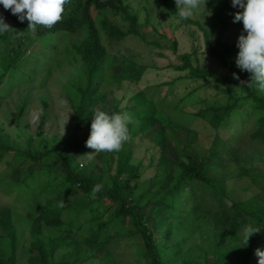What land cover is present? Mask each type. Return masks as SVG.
<instances>
[{"label":"trees","instance_id":"1","mask_svg":"<svg viewBox=\"0 0 264 264\" xmlns=\"http://www.w3.org/2000/svg\"><path fill=\"white\" fill-rule=\"evenodd\" d=\"M154 1L177 17L175 0ZM219 5L214 1L209 2L211 13L207 27L201 26L197 21L194 24L203 33L205 56L208 61L216 64L220 73L216 74L212 70L202 68L195 49L191 53L180 55L178 59L180 64L173 69L184 72L188 80L195 84L197 82L201 84L178 100L181 103L188 97H193L194 93L199 97L197 91L200 88L205 89L211 85L224 87L229 94L226 104L207 107L196 116V119H203L205 115L212 117L214 124L208 125L218 140L221 131L231 124L232 119L244 115L245 119H252L249 137L264 145V92L259 91L254 82H250V73L242 72L236 66L238 48L225 36L234 25L233 18L229 14L226 2ZM63 9L60 20L51 27L38 25L31 30L26 19L21 22L10 10H5L0 5V14L5 21H12L14 28L10 31L13 45L5 54V61L0 59V88L11 79L20 80L25 76L27 81L32 80L34 70L40 69L35 65L36 58L43 57L41 59L48 64L43 66L48 67V72L55 52L59 51L52 41L61 37L65 39L71 37L72 43L66 46L63 57L68 64L75 61L77 65L75 75L66 85L70 97L75 98V103L71 104V107L74 110V117L77 118L86 108L88 103L85 97L96 80L101 79L107 85L119 83L118 77L112 72L108 60L109 53L102 43L103 38L113 43L129 36H139L137 28L139 24L137 17L129 13L122 0H66ZM103 12L112 13L115 19L119 18L126 24L96 18L97 14ZM182 21L190 22L189 19ZM33 46L36 48L31 50ZM28 55L31 57L30 71L25 70L28 64L25 57ZM62 62L60 60L55 65L59 66ZM131 79L137 81L136 77ZM175 81L164 83L158 89L168 86V91L172 92ZM232 89L237 90L241 96L231 94ZM22 100L19 117L22 116L27 104L26 98ZM39 100L43 114L47 118L46 102L42 97H39ZM148 101L151 106L157 104L153 98ZM157 102L160 108L170 105L166 103L161 106L165 100L158 99ZM151 108L154 114L157 113L155 106ZM135 109L136 107L124 106L114 108L110 113L128 112L135 126L138 122ZM181 111L183 110L178 109L174 112L173 108L171 109L166 116L165 129H170L167 132L175 137L178 147H173L174 154L182 161L183 167L174 178L159 177L156 189H152L150 184L147 187L140 186L143 173L141 166L127 172L133 148L130 143L139 134V124L135 129L131 127L129 138L122 144L120 150L110 152V156L102 161L101 170L106 172L108 182L104 189L93 181L91 175L83 171L92 163L84 165L79 162L89 149L85 145L89 133L84 134L78 141L68 140L67 144L59 143L56 147L43 144L41 148L36 149L31 145V137L26 140L19 138V141H24L18 145L19 147L12 145L8 142L9 135L3 133L4 129L1 126L0 163L4 162L13 173L20 169L25 171L26 168L20 167L23 163H36L33 170L27 172V175L31 176L28 181L35 182L33 189L26 188L16 192L18 201H23L21 204L25 207L20 212L13 213L10 210V215L21 216L25 212L23 216L30 222L32 230L40 227H47L59 233L81 230L85 239H89L92 245L100 249H104L112 242L119 243L122 237H134L131 244L136 248L138 257L134 261L137 264H198L206 262L208 252L213 249L211 243L207 241L206 244L195 245L183 251L179 242L173 239V232L176 225L182 227L190 218H193L192 222H196L202 214L208 213L216 231L228 235L233 240H237L236 235L242 227L250 226L253 231L258 230L250 235L247 245L244 244L246 249L240 255L238 263L251 264L255 260L256 249L264 242V168L252 171L241 164L237 178L242 179L246 176L258 188L259 197L243 202L232 199L221 186V180L213 177L211 172L215 167L224 165L226 160L221 156L224 146L229 141L235 142V139L228 137L223 140L219 151H216L214 143L204 155H197L186 142H182L178 132L169 126L172 121L179 122L183 118L184 121H189L193 117L192 114ZM17 122L19 118L15 123L19 126ZM17 137L18 135L15 138ZM240 139H243V136ZM234 147L235 145L230 146L231 152ZM216 155L218 158L214 161ZM6 157L9 159H5ZM56 168L59 170L58 175H55ZM20 175L15 183H9L6 188H1L5 195L16 191L12 190L13 186L20 187L25 183L23 176ZM2 181L5 180L2 178ZM139 186L142 190L137 194ZM93 189H96L94 194ZM197 191H200L199 195H196ZM50 197L55 200L47 204L46 200ZM262 197L261 204L257 199ZM81 200L83 202H80ZM2 208L0 207V211ZM32 238H35L34 232ZM17 239L13 226L9 225L5 232H0V264H18ZM117 246L120 249L124 244L120 243ZM197 256L200 258L197 259ZM84 258L85 255H81L75 262L55 261L44 254L41 245L38 247L39 264H81ZM103 260V264H116L109 253L105 254Z\"/></svg>","mask_w":264,"mask_h":264},{"label":"rangeland","instance_id":"2","mask_svg":"<svg viewBox=\"0 0 264 264\" xmlns=\"http://www.w3.org/2000/svg\"><path fill=\"white\" fill-rule=\"evenodd\" d=\"M122 1L127 6L129 13L137 17L139 24L137 28L140 35L129 36L113 43H109L103 38L102 43L109 53L108 60L111 63L112 72L118 77L119 83L113 82L107 85L101 79L96 80L85 97L88 103L86 108L75 118L74 110L71 107V104L75 103V98L70 97L66 85L75 75L77 65L75 61L68 64L63 57L66 46H70L72 43V38L54 39L52 42L59 51L55 52L51 69L48 72V67L43 66L48 65L45 60L41 59L43 57L36 58L35 65L40 69L34 70L32 80L27 81V78L23 76L20 80L11 79L0 88V127H3L4 134L9 135L8 142L18 146L24 142L19 141V138L26 140L31 137V145L37 149L41 148L43 144L56 147L59 143L67 144L68 140L78 141L84 134L90 132L91 116L95 109L99 108L110 113L114 108L136 107L138 122L135 123V126L134 123L129 125V132L131 127L135 129L137 124H139L140 131L130 143L133 148L127 172L141 166L143 173L140 178V186L147 187L150 184L152 189H156L159 177L174 178L179 169L183 167L182 161L174 154L173 147H178L175 137L172 133L167 132L170 129H165L167 114L171 112L172 108L174 112L181 109L182 113L192 114L193 117L189 121H184L185 118L179 122L172 121L169 126L173 131L178 132L182 142H186L197 155H204L214 143L216 151H219L223 140L228 137L235 139V142L230 143L229 141L224 146V151L221 154L226 160L224 165L215 167L211 172L213 177L221 180L224 191L238 202L259 197L257 195L259 194L258 188L246 176L242 179L237 178L241 164L244 168L252 171L264 168V145L252 140L248 135L251 131L252 119H245L244 115L237 116L232 119L231 124L225 130L221 131L220 138L216 140L215 132L208 125L214 124L213 118L205 115L203 119H196V116H199L200 112L207 107L224 106L229 95L227 89L216 85L205 89L200 88L197 91L199 97H196V93H194L193 97H188L179 103L178 99L181 96L187 95L201 83L195 84L188 80L184 72H177L173 69L180 64L178 60L180 55L191 53L195 49L200 66L219 74L216 64L208 61L209 59L205 56L206 46L203 33L198 30L199 28L194 22L197 21L201 26L207 27L210 22V1L220 4L219 6L226 2L232 18L239 9L231 5V0H201L198 11L189 18L190 22H186L169 13L154 0ZM96 18L126 24L122 23L119 18L115 19L112 13L103 12L97 14ZM5 22L9 25V29L0 35V59L3 61H5V54L13 45L10 31L14 29L13 22L10 20ZM242 31L243 25L239 21L234 22L233 27L225 35L226 39L230 43L236 44ZM35 48L36 46H33L31 50ZM30 58L29 55L25 57L28 62L25 70L28 71H30ZM60 60L63 62L56 66L55 63ZM131 77H136L137 81L134 82ZM173 80L176 81L172 92L168 91V86L158 89L162 84L173 82ZM231 94L236 97L241 96L235 89H232ZM39 97L44 98L46 102L47 118L43 114ZM23 98H26L27 104L23 109L22 116L19 117ZM150 98L155 99L157 103L154 105L157 110L155 114L151 108L154 106H151L148 101ZM158 99L165 100L161 106L170 103L169 107H158L160 106L157 102ZM18 118L19 126H16ZM36 132L39 133L36 134ZM16 135H18L17 138H15ZM241 136L243 139H240ZM231 145H235L234 150L237 151L231 152ZM109 154L110 152H94L89 148L85 156L79 159V162L84 165L92 163L83 171L85 174L91 175L93 181L98 183L102 189L108 186V182L106 181V172L101 170V163L110 156ZM217 158L218 155L214 161ZM34 166L36 163H23L20 167L26 168V170L20 169L13 173L12 169L7 167L4 162L0 163V207H3L0 211V232H5L9 225L16 229L18 264H39L38 247L40 245L44 249V254L55 261L75 262L79 256L85 255L81 264H103L105 254L109 253L116 264L118 262L119 264H137L134 261L138 257L136 248L131 244L134 237H122L119 243L112 242L104 249H100L92 245L89 239H85L81 230L72 233H59L47 227L32 230L30 222L23 216L25 212L21 216H11L10 210L13 213L14 211L20 212L25 207L21 204L23 201H18L16 192L26 188L33 189L35 182L28 181L31 176L27 175V172L33 170ZM58 174L59 170L56 168L55 175ZM19 175L23 176L25 183L20 187L13 186L12 190L16 191L11 190L12 194L5 195L1 188H6L9 183H15L19 179ZM2 178L5 181H2ZM140 186L137 194L142 190ZM199 194L200 191H197L196 195ZM262 199L263 197L257 200L262 204ZM53 200H55L53 197L47 198L46 203L51 204ZM192 220L193 218H190L182 227L176 225L173 232V239L179 242L183 251L195 245L206 244L208 241L213 249L208 252L206 262L198 264L239 263L240 255L246 249L242 238L245 227H242V230L236 235L237 240H233L228 235L216 231L211 215L208 213L202 214L196 222H192ZM33 232L35 238H32ZM120 243H123L124 247L119 249L117 244ZM51 248H55V250L52 251ZM259 249L264 250V242L261 243ZM199 258L200 256H197V259ZM257 261L258 257L255 256V260L251 264H257Z\"/></svg>","mask_w":264,"mask_h":264},{"label":"clouds","instance_id":"3","mask_svg":"<svg viewBox=\"0 0 264 264\" xmlns=\"http://www.w3.org/2000/svg\"><path fill=\"white\" fill-rule=\"evenodd\" d=\"M66 0H0L5 10L23 22L28 28L51 27L61 18ZM201 0H175V14L181 20L191 18L199 9ZM205 3L203 4L204 7ZM231 5L239 11L233 15V22H242L243 31L237 38L238 53L235 59L240 71L250 73V82L264 92V0H231ZM205 9V7H204ZM12 22V21H11ZM9 25L0 14V34L6 33ZM246 33V34H245ZM235 76V73H233ZM133 118L128 112L108 113L99 108L91 116L90 132L85 145L94 152L119 151L129 138V125ZM96 189H93V194ZM253 231L250 226L243 229V242L247 245ZM257 264H264V250L256 249Z\"/></svg>","mask_w":264,"mask_h":264}]
</instances>
